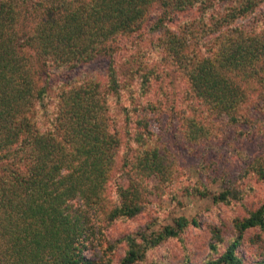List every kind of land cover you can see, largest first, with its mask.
I'll return each mask as SVG.
<instances>
[{"label":"trees","instance_id":"obj_1","mask_svg":"<svg viewBox=\"0 0 264 264\" xmlns=\"http://www.w3.org/2000/svg\"><path fill=\"white\" fill-rule=\"evenodd\" d=\"M259 5L260 0H0V264H111L109 254L119 244L126 248L120 264H170L149 256L169 239H181L190 225L185 217L115 241L104 234L117 220L138 216L153 190L169 199L164 189L176 180L169 148L152 127L159 125L161 108L145 98L154 66L135 71L138 86L136 77L121 83L113 57L123 38L151 22L162 61L185 80L189 109L177 119L190 145L207 146L215 123L220 130L261 128L264 22L251 30L235 25ZM192 9L199 17L169 28L173 14ZM98 59L108 62L105 85L78 73ZM121 90L130 97L125 102ZM257 158L248 169L264 183V160ZM119 161L123 169H117ZM115 169L121 170L119 184L111 188ZM193 195L210 194L203 185ZM242 196L232 185L211 199L220 205ZM233 230L229 240L212 230L215 257L203 264H264V202L236 219ZM250 230L259 232L251 242L259 239L262 251L247 260L240 246Z\"/></svg>","mask_w":264,"mask_h":264},{"label":"rangeland","instance_id":"obj_2","mask_svg":"<svg viewBox=\"0 0 264 264\" xmlns=\"http://www.w3.org/2000/svg\"><path fill=\"white\" fill-rule=\"evenodd\" d=\"M197 17L199 13L195 9L173 14L169 28L175 29L183 20L191 21ZM261 21L264 22V0H260V5L252 14L238 18L235 25L251 30L257 28ZM144 25L146 26L137 34L120 41V50L114 55L112 65L118 69L121 83H129L136 77L133 82L135 86L139 85L135 71L142 65L154 66L157 74L150 80L151 87L145 92L148 90L151 92L145 98L161 108L158 119L155 118L159 125L152 124V127L154 132L160 135L159 142L169 148L170 159L175 164L176 180L168 189H164V194L169 199L157 196L153 190L148 197L149 204L138 216L133 219L117 220L105 230L104 234L109 240L115 241L142 228L159 230L163 226L172 225L174 219L185 217L190 225L181 234V239H169L151 252L149 258L170 264H203L215 257L209 247L212 230L219 229L226 240L233 238L235 236L234 221L242 219L249 211L264 202V183L258 182L248 169L249 162L258 156L262 157L257 159L264 160V126L260 123L261 128L256 126L251 131L245 125L220 130L215 123L214 136L212 141L207 143L211 147L190 145L185 140L177 119V116L189 109V100L185 94V80L179 74L172 72L170 66L162 61L163 54L158 50L160 45L154 47L158 32L151 29V22L146 21ZM261 25L264 26V23ZM107 68L108 62L98 59L79 68L78 73L86 72L87 76L94 77L105 85ZM158 86L164 88L162 94ZM163 94L165 95L162 96ZM120 96L122 102L130 98L126 90H121ZM131 102L132 100L124 105ZM136 103L133 102V104ZM152 115L157 116L155 112ZM116 166L117 169H121L122 162L119 161ZM117 169L110 182L111 188L119 184L117 176L121 170ZM154 184L153 181L147 182L149 188H153ZM203 185L210 195L203 199L194 196L193 189ZM232 185L242 190V199L229 204H214L212 196ZM172 195H176V201L172 200ZM258 234L256 230H250L243 235L240 252L247 260L250 256L262 251L260 247L262 243L259 239L255 245L251 242L253 236L259 238ZM223 250L224 247L219 246L218 252ZM94 251L95 249L92 250ZM125 251V246L119 244L109 254L111 264H120ZM90 253H87V256H90Z\"/></svg>","mask_w":264,"mask_h":264}]
</instances>
